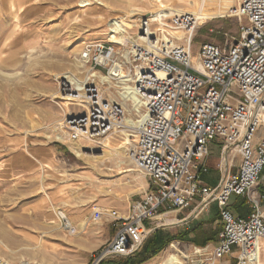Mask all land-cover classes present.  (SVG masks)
Listing matches in <instances>:
<instances>
[{
    "label": "built area",
    "instance_id": "1",
    "mask_svg": "<svg viewBox=\"0 0 264 264\" xmlns=\"http://www.w3.org/2000/svg\"><path fill=\"white\" fill-rule=\"evenodd\" d=\"M236 2L231 14L240 22L238 34L223 46L204 43L193 51L200 20L191 13L164 11L157 22L143 15L133 36L120 44H83L79 66L87 77L80 91L61 83L63 94L79 107L66 116L70 142L98 143L128 133L126 154L148 185L124 213L93 207L91 222H110L116 232L91 255V264L134 256L150 235L182 224L176 215L196 200L202 209L218 205L223 228L212 252L196 249L202 260L193 264H216L235 252L237 264H261L264 191L255 189L264 174V0ZM127 86L141 101V114H130ZM216 141L227 166L230 157L239 164L211 187L203 176ZM233 197H246L249 216L231 211ZM59 217L68 235L80 234L68 217L61 212ZM0 264L35 263L0 259Z\"/></svg>",
    "mask_w": 264,
    "mask_h": 264
},
{
    "label": "rangeland",
    "instance_id": "2",
    "mask_svg": "<svg viewBox=\"0 0 264 264\" xmlns=\"http://www.w3.org/2000/svg\"><path fill=\"white\" fill-rule=\"evenodd\" d=\"M81 1L0 0V259L6 261L91 264V255L109 243L116 232L110 222H91L93 207L122 210L147 188V179L134 169L123 148L119 149L125 161L123 169L116 161L99 163L84 155L78 157L72 149L65 120L79 107H64L67 100L61 97L60 85L70 74L85 81L86 70L79 66L83 44L106 41L112 35L109 24L114 19L128 24L139 15L167 8L203 17L193 37L194 52L204 43L223 46L236 38L240 23L231 14L237 0H102L106 6L84 8ZM12 2L15 12L10 9ZM111 139L117 148L127 137L117 133ZM100 142L76 143L84 149L107 150ZM263 187L264 177L255 190ZM60 212L80 234L70 236L63 230ZM84 221L87 224L82 230L79 224ZM184 228L169 226L161 232L176 235ZM104 241L107 243L98 248ZM214 247L203 248L210 253ZM196 249L183 252L185 264L202 260L196 256ZM129 258L110 259L106 264Z\"/></svg>",
    "mask_w": 264,
    "mask_h": 264
},
{
    "label": "crops",
    "instance_id": "3",
    "mask_svg": "<svg viewBox=\"0 0 264 264\" xmlns=\"http://www.w3.org/2000/svg\"><path fill=\"white\" fill-rule=\"evenodd\" d=\"M216 142H213L210 145V155L208 158L209 171L203 176L204 184L211 187H215L220 183L223 174L226 171L236 172L238 169L236 161L238 163L239 159L235 160L230 157L228 160L229 165L227 166L225 160L222 159V144L220 142ZM218 146L220 148L219 151ZM234 164H236V167H231ZM147 188H145V191L147 190ZM260 191H264V187L261 188ZM127 209L128 207L126 206V208L120 211L124 213ZM230 209L237 216L247 217L249 216L252 210V206L248 203L246 197H233L230 204ZM177 215L181 220H184L183 223L180 224V226H185L186 228H184V230H182L180 233H176V235L171 233V236H174V241L171 243V246L175 245L177 248L182 249V251L184 250V252H189L194 247L203 248L205 246L212 247L216 245L219 238V234L223 228L220 218V210L216 203H212L208 207L202 209V207L199 205V201L196 200L190 208ZM217 226L218 228L220 227L218 231ZM99 231L100 228L98 229V232ZM98 232L94 231L92 233L94 234V236H97ZM105 243H107V241L100 242L98 244V248L104 245ZM98 248H95L94 250ZM140 251L141 250H139V253L137 252L134 256L130 257L129 259H120L118 261L111 262V264H122L123 262L131 264L137 258L138 254H140ZM160 255L161 253H159L155 257L150 258L144 264H159L158 259L160 258ZM237 256L238 255L235 252L232 255L217 260L216 264H237ZM87 263L88 262H86L85 264ZM260 263L264 264V242L262 243Z\"/></svg>",
    "mask_w": 264,
    "mask_h": 264
},
{
    "label": "bare ground",
    "instance_id": "4",
    "mask_svg": "<svg viewBox=\"0 0 264 264\" xmlns=\"http://www.w3.org/2000/svg\"><path fill=\"white\" fill-rule=\"evenodd\" d=\"M93 4H97L99 6H106V3L103 2L102 0H82L80 2V6L82 8L89 7V6L93 5ZM10 9H11V11L13 10V12H15L17 10L16 9V6H15V2H12L11 3ZM164 11H169V12L171 11V12H177V13L188 12V13H191V14L195 15L198 18V20H201L203 18L202 16H199L198 14L193 13V12L179 10V9L174 10L172 8L162 9L161 11H159L157 13L150 12L147 15H149L150 18L153 20L152 22H157V21H159L160 15ZM169 12H167V14ZM140 16H142V15H139V17H137L134 20H132V19L129 20L128 24H123L118 19H114L113 20V24H112V21H111V23L109 24V27H111L110 28V32L112 33V35L109 36V37H107V40L106 41L107 42H111V43H115V44H120L125 39V37H127V35L130 33L129 30H131V26L132 25L137 26L136 23L138 22ZM182 36H183V34L182 35H179L178 37H181L182 38ZM65 79H66V82L64 83L65 86H67V87H70L71 86V88L73 90H76V88H77V91H80L82 89V85H81L80 80L78 78H76L75 76H73L72 74H70L69 76H67ZM131 89H132L131 86L130 87L127 86L125 88V90H126V97H128L129 100H131V102H132V106L129 107L130 108L129 112L131 114V113H133V111L134 112L136 111L138 114H141V110H140L141 109V101L138 99V97L136 95H134L132 93L133 91H131ZM61 97L64 100H67V103H64V107L65 108H68L69 105H74V104L68 103V101L69 102L71 101L69 94H63ZM74 106H76V105H74ZM70 113H71V111H70ZM141 116L142 115H140V117ZM128 122L130 124H132V122H133V124L134 125H137V126L139 125V124H137L138 121L128 120ZM60 127H61V124L58 125L57 131H59ZM128 135H129L128 133H125V136L127 137L126 143L122 144L121 147H117V148L116 147H113V145H112L113 143H112L111 136H108V137L102 139L101 142L99 143L100 145L104 146L105 148H108L105 151H101V150H98V149H94L92 146L85 147V149H84V148L81 147V145L79 143H74V142H72V149L74 150V152L77 154L78 157H81V156L84 155L87 158H89L90 160L92 159L93 162H96L97 161L99 163H102V161L105 162L106 160H112L114 163L116 161L117 162V167L123 169L122 166L125 164V161H123V159H122L123 157H122V154L119 151V149L120 148H123V150H126L127 151V145H129V144L132 143V141L130 139H128ZM58 139H60V140H62L64 142L67 141L66 137H63V136L62 137L59 136ZM87 149L89 150V153H82V150H87ZM95 153H99V154H95ZM81 158H83V157H81ZM134 178H136L137 180H140L141 181V178L139 176H134ZM61 214L63 216H66V214L63 213V212H61ZM86 224H87V221H84V222H82V223L79 224V227L83 230L85 228ZM183 252L184 251L181 252L175 245H172L170 247V249H168L158 259L159 264H185L184 258H186V256L183 254ZM180 255H182V256H180ZM10 262H13V261H10Z\"/></svg>",
    "mask_w": 264,
    "mask_h": 264
},
{
    "label": "trees",
    "instance_id": "5",
    "mask_svg": "<svg viewBox=\"0 0 264 264\" xmlns=\"http://www.w3.org/2000/svg\"><path fill=\"white\" fill-rule=\"evenodd\" d=\"M223 41V37L221 38ZM156 231L145 242L143 252L138 254L137 258L131 264H144L147 260L157 256L161 253L169 244L174 241V236L168 232ZM123 264V263H122ZM124 264H130L124 262Z\"/></svg>",
    "mask_w": 264,
    "mask_h": 264
}]
</instances>
